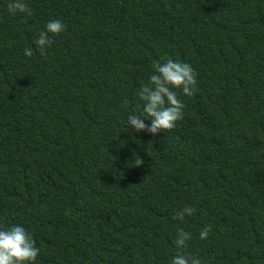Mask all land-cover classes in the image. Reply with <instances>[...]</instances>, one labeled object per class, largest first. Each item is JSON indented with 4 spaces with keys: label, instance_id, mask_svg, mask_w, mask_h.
<instances>
[{
    "label": "trees",
    "instance_id": "1",
    "mask_svg": "<svg viewBox=\"0 0 264 264\" xmlns=\"http://www.w3.org/2000/svg\"><path fill=\"white\" fill-rule=\"evenodd\" d=\"M6 2L0 225L32 232L35 264H169L178 228L206 264H264V0H26L31 15ZM51 18L66 29L41 54ZM165 57L197 73L192 96L177 90L182 119L125 131Z\"/></svg>",
    "mask_w": 264,
    "mask_h": 264
},
{
    "label": "clouds",
    "instance_id": "2",
    "mask_svg": "<svg viewBox=\"0 0 264 264\" xmlns=\"http://www.w3.org/2000/svg\"><path fill=\"white\" fill-rule=\"evenodd\" d=\"M7 11L11 14L25 13L31 15L26 0H7ZM66 29V24L59 18L47 20L38 31L32 43L41 54L52 43V36ZM25 57H31L34 49L25 46ZM197 73L190 63L170 57L162 58L151 64L147 80H141L135 90L139 101L131 111L121 119L123 129L131 132H146L156 136L162 130L172 129L183 117L184 103L179 94L192 96L197 83ZM135 165L141 164V159H133ZM195 212L193 206L185 205L176 211L172 218L183 220ZM211 227L204 224L198 230V238L206 240ZM192 234L182 228L176 230L172 239L176 251L171 256L169 264H206L200 256L184 251ZM41 249L38 247L32 232L22 224L0 225V264H35Z\"/></svg>",
    "mask_w": 264,
    "mask_h": 264
}]
</instances>
